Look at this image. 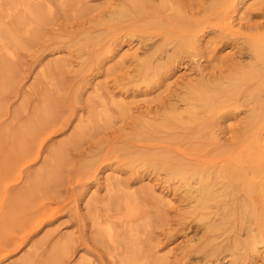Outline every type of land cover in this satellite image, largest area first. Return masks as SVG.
<instances>
[{
    "label": "rangeland",
    "instance_id": "rangeland-1",
    "mask_svg": "<svg viewBox=\"0 0 264 264\" xmlns=\"http://www.w3.org/2000/svg\"><path fill=\"white\" fill-rule=\"evenodd\" d=\"M263 60L264 0H0V264H264Z\"/></svg>",
    "mask_w": 264,
    "mask_h": 264
},
{
    "label": "bare ground",
    "instance_id": "bare-ground-1",
    "mask_svg": "<svg viewBox=\"0 0 264 264\" xmlns=\"http://www.w3.org/2000/svg\"><path fill=\"white\" fill-rule=\"evenodd\" d=\"M242 8V7H241ZM30 10V9H29ZM239 23H241V22H239ZM227 24V23H226ZM2 36V35H1ZM263 59V58H262ZM262 59H261V61H262ZM264 61V60H263ZM217 95V94H216ZM240 146V145H239ZM257 163V162H256ZM193 189V188H192ZM258 201H259V199H258ZM109 228V227H108ZM110 229V228H109ZM111 231V230H110ZM255 232V231H254ZM256 232H257V230H256ZM255 232V233H256ZM254 236H256V234L254 235ZM253 239V238H252ZM254 240V239H253ZM255 242V241H254ZM260 242V241H259ZM250 243V242H249ZM256 244H258V242L256 243ZM259 245V244H258ZM262 245V244H261ZM254 247L255 248H257V245H254Z\"/></svg>",
    "mask_w": 264,
    "mask_h": 264
}]
</instances>
